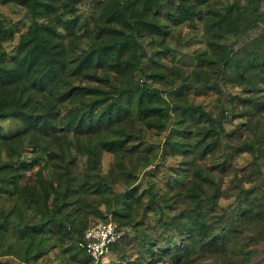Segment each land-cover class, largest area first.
Returning a JSON list of instances; mask_svg holds the SVG:
<instances>
[{"label":"trees","instance_id":"1","mask_svg":"<svg viewBox=\"0 0 264 264\" xmlns=\"http://www.w3.org/2000/svg\"><path fill=\"white\" fill-rule=\"evenodd\" d=\"M262 1L245 0L216 13L214 64L233 79L252 76L245 93L254 89L264 93V34L243 44L237 52L221 40L226 33L242 34L245 20L258 18L264 23V15L257 14ZM5 2L25 8L31 21L9 66L2 46L7 36L0 21V120L8 119L21 127L14 133L0 134V184L12 185V195L23 207L16 212L13 206L0 219V257L9 255L21 263L34 264L51 250L74 240L76 245L64 248L63 253L73 259V250L85 254L78 246L86 230L80 221L82 216L104 222L111 217L122 234L110 245V254H119L123 252L120 242L128 237L124 226L133 225L135 215L148 217L151 207L158 211L160 228L174 232L173 238L161 244L145 234L142 246L153 263L169 258L172 264H196L205 257L220 264H253L257 258L264 261V189L259 191L255 183L262 179L258 160L264 159V130L253 143L243 148L235 146L240 153L255 154L253 168L245 177L234 175L222 190L211 173L215 170L205 163L215 153L217 137L225 130L219 123L215 132L214 120L201 106H183V111L203 115L210 124L191 132L193 152L200 163L192 164L188 183L181 190L166 192L161 198L151 184L143 191L136 186L139 171L159 157L153 146L147 148L141 127L156 129L161 135L172 119L169 108L156 104L161 99L158 91L140 81L148 75L141 64L145 53L139 41L146 20L138 8L158 6L159 0H105L99 16L110 27L102 26L97 31L114 32L113 41L110 45L91 43L79 54L73 49L74 41L68 39L76 20H52L50 0ZM179 11L189 22L196 17L185 2L180 3ZM109 55L113 61L107 68ZM112 81H118L119 86ZM134 110L140 115L138 124L131 121ZM178 129L176 125L174 133L179 135ZM215 133L217 137L213 138ZM173 136H165L162 152L167 148L173 151L177 145ZM27 148L32 151L29 158L23 156ZM103 152L113 156L106 173L101 170ZM2 154L7 159L3 160ZM44 155H49L50 161L57 160L52 172L56 185L45 180L39 170L34 173L35 179L24 180V171L38 166ZM80 158L84 161L78 171ZM221 165L217 167L223 172ZM118 181L124 188L120 193L113 188ZM231 194H236L234 200L241 208L238 216L215 213L220 199ZM179 207L180 211L173 212ZM23 211H31V217L25 219ZM15 212L17 222L11 218ZM8 227L18 236L9 237L6 243ZM195 253L200 257L196 259Z\"/></svg>","mask_w":264,"mask_h":264},{"label":"rangeland","instance_id":"2","mask_svg":"<svg viewBox=\"0 0 264 264\" xmlns=\"http://www.w3.org/2000/svg\"><path fill=\"white\" fill-rule=\"evenodd\" d=\"M50 2L53 4L50 14L52 20L57 17L62 20L64 18L76 20L72 26L74 32L68 35V39L74 41L73 49L76 54L86 50L91 43L110 45L113 41L114 32L106 30L98 34L97 31L102 26L110 27L109 24L103 23L99 16L105 0H50ZM181 2H185L193 8L196 17L192 22H189L188 18L180 13ZM244 2L245 0H159L158 6H152L146 10L138 8L141 17L146 20V26L140 33L142 36L139 41L145 53L141 57V64L144 72L148 75L140 77V81L147 82L150 89L158 91L161 99H158L156 104L162 108H169L172 116L171 123L165 133L161 135L157 133L156 129L141 127L147 148L153 146V150L158 152L159 157L152 165L139 171L136 182L139 191H143L146 185L151 184L157 191V197L161 198L166 196L164 195L166 192L168 194L171 191L181 190L188 183L192 173V164L200 163L197 160V155L193 152L194 138H192L191 132L194 133L200 128L209 127L210 124L203 115L199 116L198 113L189 114L183 111V106L187 105L201 106L214 120L215 132L218 131L219 123L225 130V137V134L222 133L219 138L217 133L213 136V138L217 137L219 144L215 153L207 158L205 163L206 166H209L208 168L215 170L211 173L219 180L222 190L234 175L245 177L253 168L252 162L255 159V154L240 153L237 147L243 148L248 142L253 143L264 130V93L261 91L257 93L255 89L252 93L244 92V88L251 86L252 76L245 79H233L231 75L220 71L214 64L217 54L213 47L218 31L217 14L224 12L231 4H243ZM257 14L261 17L264 15V1L257 6ZM0 21L7 36L2 41V46L6 51V63L9 66L16 54L18 41L21 35L28 30L31 20L22 6L0 0ZM242 30V34L226 33L221 40L222 43L233 47V52H237L243 44H248L264 34V23L258 21V18L245 20ZM65 43L68 41L65 40ZM108 52L110 53L111 49H108ZM105 61H107L105 67L109 68L113 58L109 55V59L106 58ZM105 67L101 66V69ZM107 73L111 74L109 71ZM112 82L113 85L119 86L118 81ZM106 88L110 90L111 86H106ZM257 88L260 89V86ZM254 102L257 103L256 107L252 106ZM136 111L134 110L132 113L131 121L138 124L140 115ZM176 125L179 128V135L174 133ZM20 128L19 123L8 119L0 120V134L14 133ZM171 134H174L173 139L177 145L173 146V151L167 148L162 152L160 148L164 143L165 136ZM179 143L185 145L180 146ZM31 155L30 148L23 151L24 157L29 158ZM1 158L7 159L4 154L1 155ZM49 159V155H44L38 166L25 170L24 180L34 178V173L39 170L45 180L56 185L57 181L52 179V172L54 161L57 160L50 161ZM83 161L82 158L79 159L78 171L82 170ZM112 162V154L103 152L101 162L103 173L107 172ZM220 164H223L221 165L223 172L217 167ZM258 164L262 179L255 183L260 191L264 189V159L260 158ZM113 188L117 193L124 189L119 181L113 185ZM12 191V185L0 184V219L13 206H16V212L23 210L21 202L12 195ZM234 197L236 194L220 199L219 204L215 207V213L238 216L241 208ZM146 200L147 196L144 195L143 201L146 202ZM161 204L163 203L161 202ZM184 205L186 206V202ZM180 210L181 207L173 212ZM16 212L11 218L17 222ZM157 212L150 207L148 217L135 215L132 221L133 225L124 226L127 228L128 237L125 241L120 242L123 252L109 254L104 264H128L129 262V264H172L169 258H163L161 261L153 263V259L144 253L145 248L142 243L145 234L156 240V243L160 242L159 244L174 236L173 231L168 232L160 228V224L157 222ZM169 214L172 213L169 212ZM31 215V211H23L25 219L30 218ZM80 221L85 224L84 228L86 229L99 222H104L84 216ZM13 235L18 236L11 227H8L5 236L6 243L7 239ZM174 241L177 242L176 239ZM75 243L74 240L60 245L59 248L51 250L34 264H93L87 259L86 254H79L73 250L71 254L76 253L73 259L69 254L63 253L64 248L74 247ZM195 254L196 259L200 257L199 253ZM4 262L20 264L22 261L5 255L0 257V264ZM252 263L264 264V261L257 258ZM196 264H220V261L205 257L198 259Z\"/></svg>","mask_w":264,"mask_h":264},{"label":"built area","instance_id":"3","mask_svg":"<svg viewBox=\"0 0 264 264\" xmlns=\"http://www.w3.org/2000/svg\"><path fill=\"white\" fill-rule=\"evenodd\" d=\"M121 234L116 223L111 221V217H109L108 221L99 222L87 228L84 231L83 239L78 242V246L91 259L93 264H104L110 254V245Z\"/></svg>","mask_w":264,"mask_h":264}]
</instances>
